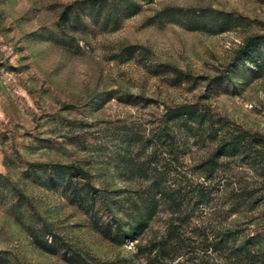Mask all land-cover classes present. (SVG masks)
Masks as SVG:
<instances>
[{
    "label": "rangeland",
    "instance_id": "1",
    "mask_svg": "<svg viewBox=\"0 0 264 264\" xmlns=\"http://www.w3.org/2000/svg\"><path fill=\"white\" fill-rule=\"evenodd\" d=\"M157 66L185 81L154 76ZM128 97L140 101H118ZM183 104L219 118L221 135H264V0H0V264H148L135 243L94 230L61 168L83 169L96 191L135 196L153 176L133 166V134L144 142ZM216 145L192 143L180 162L189 169ZM224 162L214 201L188 223L244 238L262 228L264 202L232 214L225 193L240 184L264 196V159ZM169 216L158 210L143 244Z\"/></svg>",
    "mask_w": 264,
    "mask_h": 264
},
{
    "label": "trees",
    "instance_id": "2",
    "mask_svg": "<svg viewBox=\"0 0 264 264\" xmlns=\"http://www.w3.org/2000/svg\"><path fill=\"white\" fill-rule=\"evenodd\" d=\"M152 73L172 75L173 85H180L186 78L180 72H171L168 66H157ZM118 101L137 105L140 98ZM223 126L219 118L196 104L167 108L159 126L152 129L144 142L139 132L130 140L131 146L138 149L133 166L138 171L144 166L151 167L153 176L149 179L145 176L150 182L139 193L127 198L96 191L90 185V176L78 167L61 168L71 172L70 180L75 179L66 188L72 187V201L90 214L98 234L117 244L135 243V250L143 254L148 264H264V224L258 232L242 238L241 230L223 228L218 223L213 225L202 219L192 226L188 223L194 211L206 209L214 201L215 189L221 178L226 177L224 161L264 159L259 150L264 147V135L252 136L238 129L221 135ZM206 137L217 145L208 157L188 169L180 158L188 153L192 143L195 145ZM148 148L147 162H139L137 154ZM160 148L165 157L163 164L157 156ZM259 193L238 184L225 193L228 211L236 214L243 209H257L264 202V196ZM162 207L170 215L163 234L143 244L151 222Z\"/></svg>",
    "mask_w": 264,
    "mask_h": 264
}]
</instances>
